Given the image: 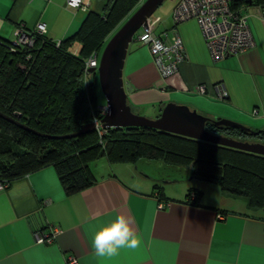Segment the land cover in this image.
Wrapping results in <instances>:
<instances>
[{
  "label": "crops",
  "instance_id": "obj_1",
  "mask_svg": "<svg viewBox=\"0 0 264 264\" xmlns=\"http://www.w3.org/2000/svg\"><path fill=\"white\" fill-rule=\"evenodd\" d=\"M179 1L158 8L155 32L177 31L186 58L176 74L164 79L149 46L130 45L124 81L132 109L155 118L174 102L210 118L264 129V21L250 5L255 46L214 63L195 18L174 24ZM91 5L101 8L98 0ZM86 12L69 7L67 0H0V40L14 42L16 27L30 32L39 22L46 24L47 37L61 40L80 27ZM201 85L203 93L197 91ZM91 164L97 182L73 194L66 192L54 165L0 190V264H67L72 255L79 264H264V211H247L219 185L195 180L188 167L149 158L110 163L102 157ZM192 186L203 189L200 205L185 201ZM212 188L216 193L205 195ZM117 213L129 219L141 243L101 259L92 237ZM52 225L60 232L38 243L37 235Z\"/></svg>",
  "mask_w": 264,
  "mask_h": 264
},
{
  "label": "trees",
  "instance_id": "obj_2",
  "mask_svg": "<svg viewBox=\"0 0 264 264\" xmlns=\"http://www.w3.org/2000/svg\"><path fill=\"white\" fill-rule=\"evenodd\" d=\"M98 1L101 8L91 5L80 27L59 44L37 34L32 45L0 40V112L48 135L74 133L103 117L94 73L86 75V60L102 50L141 0ZM257 2L262 0H234L232 8ZM206 129L264 143V129L247 131L212 120ZM102 157L110 163L163 159L188 167L195 180L219 185L225 196L244 202L247 211H264L263 155L147 127H112L105 128L103 135L94 130L49 138L0 117V181L4 183L54 165L66 192L73 194L97 182L91 163ZM202 196V189L192 186L185 201L200 205Z\"/></svg>",
  "mask_w": 264,
  "mask_h": 264
},
{
  "label": "built area",
  "instance_id": "obj_3",
  "mask_svg": "<svg viewBox=\"0 0 264 264\" xmlns=\"http://www.w3.org/2000/svg\"><path fill=\"white\" fill-rule=\"evenodd\" d=\"M234 0H180L172 12V20L175 25L178 23L195 18L200 26L202 35L206 42L210 56L214 63H217L228 56L240 54L255 46V40L249 25L250 5H243L233 9ZM92 0H67V5L72 8L87 11L91 6ZM254 15L264 21V0L261 3L252 4ZM154 17V16H153ZM152 18V17H151ZM149 18L148 26L142 27L135 35L134 40L140 44L148 45L153 57V61L162 78L167 79L176 74L180 63L186 58L183 41L177 31L164 30L160 34L155 33L156 24L159 18ZM47 26L39 22L33 31H26L19 25L16 27V39L14 44L32 45L35 34L46 36ZM60 40H57L59 44ZM100 52L92 53L86 60V75L91 76V68L99 66ZM199 93L205 91V86L197 88ZM220 98L226 97V92L221 90ZM102 116L107 112V107L100 106ZM102 119V118H101ZM100 118L93 121L100 135L105 133ZM9 183L0 181V190H4ZM159 207H163L162 204ZM60 228L50 226L48 233L37 235L38 243L51 241L58 233ZM67 264H79L75 256H70Z\"/></svg>",
  "mask_w": 264,
  "mask_h": 264
},
{
  "label": "water",
  "instance_id": "obj_4",
  "mask_svg": "<svg viewBox=\"0 0 264 264\" xmlns=\"http://www.w3.org/2000/svg\"><path fill=\"white\" fill-rule=\"evenodd\" d=\"M166 0H143L112 35L100 54L99 66L90 71H98L99 82L106 98L107 112L102 117V126L112 127H147L162 132L194 138L197 140L215 143L264 156V143L238 140L222 134H213L206 129V123L210 120L218 125L237 127L250 131L251 128L227 118H210L186 105L174 102L167 103L160 114L151 118L136 113L129 103L128 93L124 81V67L129 47L134 41L136 33L148 26L149 18L153 17L158 8ZM0 117L10 120L24 129L35 134L49 138H71L96 130L95 123L83 125L74 133L66 135H48L20 123L16 119L0 112Z\"/></svg>",
  "mask_w": 264,
  "mask_h": 264
},
{
  "label": "clouds",
  "instance_id": "obj_5",
  "mask_svg": "<svg viewBox=\"0 0 264 264\" xmlns=\"http://www.w3.org/2000/svg\"><path fill=\"white\" fill-rule=\"evenodd\" d=\"M140 243L129 219L119 213L110 223H103L92 237L95 254L101 259L117 256L121 249H136Z\"/></svg>",
  "mask_w": 264,
  "mask_h": 264
},
{
  "label": "rangeland",
  "instance_id": "obj_6",
  "mask_svg": "<svg viewBox=\"0 0 264 264\" xmlns=\"http://www.w3.org/2000/svg\"><path fill=\"white\" fill-rule=\"evenodd\" d=\"M169 1H171V0H166L165 2L166 3H168ZM158 11V10H157ZM156 11V12H157ZM152 18H155V17H152ZM151 18V19H152ZM156 33V32H155ZM157 34V33H156ZM135 43H137V41H133L132 43H131V45H133V44H135ZM77 48V44H75L74 46H73V50L74 49H76ZM104 48V47H103ZM103 48H102V50L100 51V54L102 53V51H103ZM94 78H95V81H96V84H95V87H94V92H95V96H96V102H97V104H98V106L100 107V106H104L105 104H106V98H105V96H104V94H103V91H102V89H101V86H100V82H99V75H98V71H96L95 73H94ZM89 80H92L91 78L89 79ZM142 115V114H141ZM99 161H102V160H99ZM100 163V162H99ZM102 163H105V159H103V161H102ZM91 168L92 169H94L95 168V164L93 165V164H91ZM213 185H215V184H213ZM175 186H178L177 188H180V187H182L183 185L182 184H177V185H175ZM216 186V185H215ZM213 189L214 188H212V190L211 191H209L208 192V190H205V195H206V192H207V195H214L215 193H216V191H213ZM202 191H203V189H202ZM204 193V192H203ZM239 200V199H238Z\"/></svg>",
  "mask_w": 264,
  "mask_h": 264
}]
</instances>
